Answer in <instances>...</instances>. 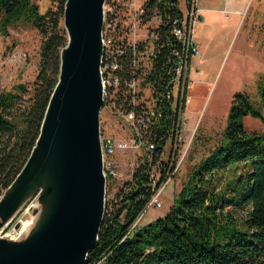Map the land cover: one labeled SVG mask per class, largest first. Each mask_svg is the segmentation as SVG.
Listing matches in <instances>:
<instances>
[{"label":"trees","instance_id":"obj_1","mask_svg":"<svg viewBox=\"0 0 264 264\" xmlns=\"http://www.w3.org/2000/svg\"><path fill=\"white\" fill-rule=\"evenodd\" d=\"M49 1L54 9L40 14L32 0H0L5 29L22 22L43 38L30 89L19 84L0 93V196L24 166L58 81L60 52L67 43L62 26L66 0ZM149 4L165 24L155 75L161 85L170 68L167 47L175 44L170 22L179 13L176 0ZM257 95L258 106L245 92L232 96L222 139L193 168L168 213L130 231L152 195L151 172L155 168L163 178L168 170L160 158L174 117L164 114L154 128L141 132L153 150L106 204L98 240L85 264H264V134L248 133L243 126L246 117L264 125V76Z\"/></svg>","mask_w":264,"mask_h":264},{"label":"water","instance_id":"obj_2","mask_svg":"<svg viewBox=\"0 0 264 264\" xmlns=\"http://www.w3.org/2000/svg\"><path fill=\"white\" fill-rule=\"evenodd\" d=\"M105 1L66 0L67 44L60 52L57 84L30 157L0 197V264H85L98 240L107 182L99 126ZM49 169L57 176L46 174ZM34 196L43 211L34 212L33 229L47 222L44 230L21 242L1 235L20 215L11 233L18 234L28 212L22 209Z\"/></svg>","mask_w":264,"mask_h":264},{"label":"rangeland","instance_id":"obj_3","mask_svg":"<svg viewBox=\"0 0 264 264\" xmlns=\"http://www.w3.org/2000/svg\"><path fill=\"white\" fill-rule=\"evenodd\" d=\"M32 3L38 7L40 14L55 7L49 0H32ZM200 9L202 23L197 25V22L195 26L196 32H199V37L196 33L195 42L197 55L190 62L193 82L191 80L187 90V104L182 118L183 142L178 151L183 153L185 148L187 150L178 171L173 175V182L168 186L169 191L166 189L167 192L161 197L162 207L146 211L140 226L168 213L177 194L176 189L187 181L193 168L219 144L232 96L236 92H245L256 106L259 105L257 83L264 76V0H237L226 6L222 0H204ZM209 10L216 12L219 18L216 22L211 23L207 21L209 19L204 21L203 14ZM42 41L41 35L25 23L10 25L7 29L0 24V93L12 91L19 84L30 89L38 72ZM99 126L104 136L129 144L135 134L127 123L104 109L99 115ZM243 126L248 133L264 134V125L259 120L246 117ZM171 150L168 142L160 161L167 164L172 174L177 159L176 156L172 157ZM145 159L149 158L143 146L132 147L116 155L118 176L106 182L105 206L115 200L116 193L123 183L130 180L137 163ZM153 171L158 172L155 168ZM174 185L176 194L172 189ZM37 197L34 196L22 209L28 212L19 223L20 228L22 221L30 216L29 209L37 202ZM34 206L33 209L36 208ZM19 218L20 215L1 235L14 236V240L18 241L26 237L29 227L34 226L33 218L29 217L23 224L24 228L18 230L15 236L11 233ZM3 221L0 218V223Z\"/></svg>","mask_w":264,"mask_h":264},{"label":"built area","instance_id":"obj_4","mask_svg":"<svg viewBox=\"0 0 264 264\" xmlns=\"http://www.w3.org/2000/svg\"><path fill=\"white\" fill-rule=\"evenodd\" d=\"M150 1L106 0L103 6L102 109L127 123L135 133L129 144L104 136L100 131L106 179L114 180L118 176L115 161L118 153L141 146L148 152L153 150V144L145 142L141 132L154 128L164 114L170 113L174 117L169 143L172 157L177 159L176 166L172 174L166 170L163 178L159 171L151 172L152 195L133 221L130 231L141 224L146 211L162 207L161 197L173 182V175L185 157L187 148L183 153H179L178 149L183 142L182 118L187 104V90L193 82L190 62L197 55L193 28L202 14L198 0H176L179 16L170 22V34L175 44L167 47L170 68L159 85L155 75L161 52L160 31L165 24L162 15L149 4ZM223 1L226 3L228 0ZM144 117L147 119L144 120Z\"/></svg>","mask_w":264,"mask_h":264},{"label":"bare ground","instance_id":"obj_5","mask_svg":"<svg viewBox=\"0 0 264 264\" xmlns=\"http://www.w3.org/2000/svg\"><path fill=\"white\" fill-rule=\"evenodd\" d=\"M48 173H52V175L53 176H57V174L55 173V171H53V169H49L47 172H46V174H48ZM59 179L60 178H58V181H59ZM50 180H52V178L50 179ZM58 184H55V187L57 186ZM21 186V185H20ZM19 186V187H20ZM16 190H18V189H16ZM19 193V191H14V195H17ZM13 195V196H14ZM12 204V203H11ZM33 204L35 205L34 207H36L35 209H33ZM32 204V206L30 207V216H27L28 218L30 217H32L33 218V223L32 224H35L36 223V221H37V215L34 213L35 211H43V209H41V208H39L38 207V202L37 203H33ZM28 218L26 219V221L28 220ZM26 221H22V223H21V228L20 229H23L24 227H23V224L26 222ZM47 223V222H46ZM46 223H44V224H42V227H40L39 229H38V231H36V232H34V229H33V227H32V225H31V227H29V226H27L26 228H28L29 227V233L27 234V236L26 237H24L23 239H27V238H29L32 234H33V238L36 236V234L39 232H41L42 230H44V227H45V225H46ZM19 225V224H18ZM8 240H14V236L13 237H10V239L9 238H7ZM10 240V241H11ZM21 241H23L22 239L21 240H17V242H21ZM24 245V243H22V244H20V245H18V246H16V247H14V248H20V247H22Z\"/></svg>","mask_w":264,"mask_h":264},{"label":"crops","instance_id":"obj_6","mask_svg":"<svg viewBox=\"0 0 264 264\" xmlns=\"http://www.w3.org/2000/svg\"><path fill=\"white\" fill-rule=\"evenodd\" d=\"M223 1V0H222ZM234 1H237V0H228L226 3L224 2V5L226 4V5H228V3H230V2H234ZM203 3H204V0H198V7L200 8V4H202L203 5ZM204 13V12H203ZM207 13V14H206ZM218 16L216 15V12H211L210 10H209V12H205L204 14H203V18H204V21H205V19L207 20V19H209V20H207V21H209V22H216L219 18H217ZM202 23V20H200L199 21V23L197 24V25H199V24H201ZM196 26V25H195ZM195 26H194V28H193V40H194V43L196 42V33H197V36L199 37V32H196V28H195ZM196 44V43H195ZM196 47V46H195ZM195 76H196V72H195ZM170 187V186H169ZM169 187L167 188V191H169ZM173 192H174V194H176V190H177V193L179 192V190L181 189V186L180 187H178V189H176L175 190V185L173 186ZM172 189L170 190V192L172 191ZM175 190V191H174ZM166 191V192H167Z\"/></svg>","mask_w":264,"mask_h":264}]
</instances>
